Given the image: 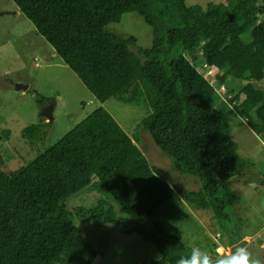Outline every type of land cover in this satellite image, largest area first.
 I'll use <instances>...</instances> for the list:
<instances>
[{"label":"trees","instance_id":"obj_1","mask_svg":"<svg viewBox=\"0 0 264 264\" xmlns=\"http://www.w3.org/2000/svg\"><path fill=\"white\" fill-rule=\"evenodd\" d=\"M186 1L13 0L96 99L147 108L136 131L141 126L150 134L174 172L200 183L182 198L195 210H210L235 242L232 209L241 197L230 181L244 159L230 126L243 119L264 138V90L254 84L264 80V0L206 7ZM131 12L151 27V47L108 28ZM208 68L215 79L206 77ZM231 77L239 91L227 103L219 89ZM35 95L40 106L50 100ZM50 125L43 119L23 136L40 142ZM136 135L134 142L100 106L18 172L0 166V264H93L99 252L75 219L121 224L150 241L160 253L150 264L189 256L179 232L144 226L176 192L152 169ZM85 190L105 199L69 211L67 200Z\"/></svg>","mask_w":264,"mask_h":264},{"label":"rangeland","instance_id":"obj_2","mask_svg":"<svg viewBox=\"0 0 264 264\" xmlns=\"http://www.w3.org/2000/svg\"><path fill=\"white\" fill-rule=\"evenodd\" d=\"M228 1L187 0L186 3L188 6L206 7L209 3ZM108 28L123 36L136 37L139 48H149L153 43L151 27L135 12L124 14L120 23L111 24ZM238 84L237 79L231 77L225 84L226 91L221 86L219 93L224 101L230 94L232 97L238 93ZM254 84L264 90V80ZM16 85L28 88L17 90ZM213 86L216 87V83ZM229 89L233 92H227ZM36 93L50 100L40 106ZM100 106L113 116L134 142L137 134L140 140L138 147L152 169L165 175L176 192L172 200L144 223L145 227L152 228L158 224L166 235L179 232L188 247H199L213 255L214 243L217 248L222 246L231 250L239 244L248 247L253 256L264 259V138L253 132L243 119L230 126L232 138L239 146L238 153L244 159L240 170L230 181L241 197V203L232 209L233 231L240 234V239L232 242L227 232L217 226L210 210H195L182 198L184 191L199 189L200 183L174 172L171 159L156 146L150 134L141 126L136 131L138 124L148 115L147 108L123 104L115 98L105 103L96 99L15 2L0 0L1 168L11 174L18 172ZM43 119L44 123L52 122L45 129L47 137L40 142L26 139L24 130ZM102 199H105L103 194L85 190L71 196L66 205L72 212L77 207H94ZM109 202L115 206L117 215L124 219L126 216L120 208L112 200ZM75 223L99 252L93 264H150L160 258L159 251L150 241L125 233L121 224L78 219Z\"/></svg>","mask_w":264,"mask_h":264},{"label":"clouds","instance_id":"obj_3","mask_svg":"<svg viewBox=\"0 0 264 264\" xmlns=\"http://www.w3.org/2000/svg\"><path fill=\"white\" fill-rule=\"evenodd\" d=\"M177 264H264V259L253 256L248 247L237 244L234 250L218 247L215 249V255L207 250L194 247L191 254L182 256Z\"/></svg>","mask_w":264,"mask_h":264},{"label":"built area","instance_id":"obj_4","mask_svg":"<svg viewBox=\"0 0 264 264\" xmlns=\"http://www.w3.org/2000/svg\"><path fill=\"white\" fill-rule=\"evenodd\" d=\"M209 74V77L212 78V79H215V76H216V71L215 70H212V69H208L207 71V75ZM223 90L225 89V86H222Z\"/></svg>","mask_w":264,"mask_h":264},{"label":"water","instance_id":"obj_5","mask_svg":"<svg viewBox=\"0 0 264 264\" xmlns=\"http://www.w3.org/2000/svg\"><path fill=\"white\" fill-rule=\"evenodd\" d=\"M15 88H16L17 90H21V89L25 90V89L28 88V86H26V85H16Z\"/></svg>","mask_w":264,"mask_h":264}]
</instances>
